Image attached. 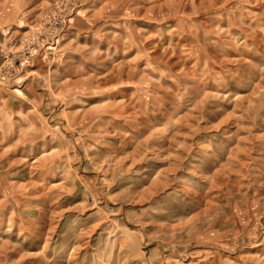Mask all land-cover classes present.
<instances>
[{
  "label": "rangeland",
  "instance_id": "1",
  "mask_svg": "<svg viewBox=\"0 0 264 264\" xmlns=\"http://www.w3.org/2000/svg\"><path fill=\"white\" fill-rule=\"evenodd\" d=\"M0 264H264V0H0Z\"/></svg>",
  "mask_w": 264,
  "mask_h": 264
},
{
  "label": "built area",
  "instance_id": "2",
  "mask_svg": "<svg viewBox=\"0 0 264 264\" xmlns=\"http://www.w3.org/2000/svg\"><path fill=\"white\" fill-rule=\"evenodd\" d=\"M25 40H27V38H25ZM34 50H35V47H33V48H31L30 50L24 52V54H27L26 56H27L28 58H30L32 55H34V53H35Z\"/></svg>",
  "mask_w": 264,
  "mask_h": 264
}]
</instances>
